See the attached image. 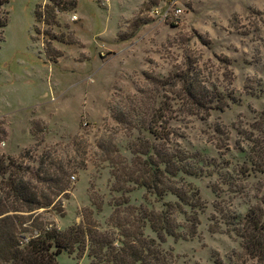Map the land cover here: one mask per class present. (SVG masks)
<instances>
[{"label":"rangeland","instance_id":"rangeland-1","mask_svg":"<svg viewBox=\"0 0 264 264\" xmlns=\"http://www.w3.org/2000/svg\"><path fill=\"white\" fill-rule=\"evenodd\" d=\"M68 1L50 10L48 0H8L0 28V154L68 168L60 211L41 217L86 229L85 249L62 250L58 264H110V247L130 234L140 245V233L164 264L253 263L236 218L251 208L264 217V172L246 171L247 137L264 140V0ZM170 3L177 23L156 12ZM190 83L211 107L194 105ZM146 150L198 169L165 182L195 190L199 206L173 211L175 195L131 180L148 168ZM164 210L175 234L159 241L147 219ZM101 239L110 246L93 256Z\"/></svg>","mask_w":264,"mask_h":264},{"label":"trees","instance_id":"trees-1","mask_svg":"<svg viewBox=\"0 0 264 264\" xmlns=\"http://www.w3.org/2000/svg\"><path fill=\"white\" fill-rule=\"evenodd\" d=\"M7 1L0 0V28L7 22L8 11L5 8ZM48 1L51 4L50 10L66 3V0ZM68 3L73 5L74 0H70ZM202 89H204L203 86ZM184 92L195 106L199 108L211 107L209 105L211 97L206 101L203 100L202 90L195 85L190 83ZM260 117L264 119V108L260 112ZM155 123L152 122L147 130L155 138H160L162 134H158ZM262 127L264 128V123ZM262 127H259L260 130H263ZM166 136L168 137L167 133L165 138ZM247 139L255 142V147L248 149L250 165L246 171L264 172V140H255L251 137H247ZM102 145L101 142L100 146ZM26 153L21 155L20 160L0 154V264H58L57 255L62 250L72 252L76 248L85 249L86 229L84 227L73 225L65 231H59L54 226H48L41 217L42 212L50 209L60 211L57 209L60 204L57 197L60 194H66L69 190L70 170L63 164L55 165L51 162L44 165V159L40 160L39 166L34 170L29 166L23 167L22 159ZM138 153L147 156L144 162L147 163L148 168L131 180L146 187L147 190L159 197L167 193L175 195L177 201L165 203L173 211L185 213L183 205L192 209L199 206L200 199L195 190L190 189L189 193V189L183 190L175 184L165 182L168 176L175 177L179 173L194 175L197 174L196 170L198 169L185 165L183 163L185 158L177 153L160 150L154 153L156 159H153V153L148 150ZM26 172L45 183L44 189L25 177L24 173ZM236 219L238 220L236 224L241 226L236 229L237 235L241 237L247 254L254 259L251 264H264L262 209L251 208L242 217L238 215ZM147 220L159 241H162L166 235L175 234L166 210L152 213ZM187 220L191 222L192 228L197 224L194 213L190 214ZM27 233L29 234L27 235ZM128 237H130L128 241H122L121 247H110L108 252L110 258H107L110 264H164L157 254L158 252H155L152 248L153 245L150 244L153 239L145 240L140 233L141 244L137 245V238H134V235L130 234ZM107 246L110 245L105 240L95 241V252L91 250L89 253L93 256L103 254Z\"/></svg>","mask_w":264,"mask_h":264},{"label":"built area","instance_id":"built-area-1","mask_svg":"<svg viewBox=\"0 0 264 264\" xmlns=\"http://www.w3.org/2000/svg\"><path fill=\"white\" fill-rule=\"evenodd\" d=\"M156 12L160 15L161 19L169 20L173 23H177L180 18V13L182 12L181 8L177 5L168 4L165 8L160 10L156 9ZM73 19H76V16H72Z\"/></svg>","mask_w":264,"mask_h":264}]
</instances>
